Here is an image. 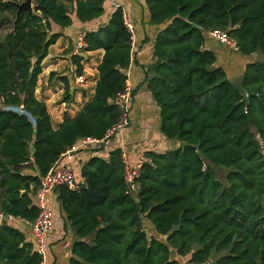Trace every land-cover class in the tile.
I'll return each mask as SVG.
<instances>
[{
	"label": "trees",
	"instance_id": "trees-1",
	"mask_svg": "<svg viewBox=\"0 0 264 264\" xmlns=\"http://www.w3.org/2000/svg\"><path fill=\"white\" fill-rule=\"evenodd\" d=\"M21 1L0 0V264H42L13 220L33 221L40 177L81 138L101 139L119 120L118 94L134 57L124 12L115 7L106 24L85 35L86 51L104 50L92 98L54 128L35 88L48 48L60 36L50 33L51 22L68 27L72 19L58 0H33V13L21 11L14 25V3ZM104 1L78 0L76 17L86 22L101 16ZM144 3L149 23L159 29L152 62L142 67L143 83L168 146L143 152L148 161L134 195L121 148L95 154L109 140L93 144L94 154L83 162L85 186L54 189L64 227L74 236L68 264H182L174 255L187 257L184 264H264V60L244 66L245 101L206 47L207 32L223 30L236 41L235 53L264 55V0ZM70 60L75 71L58 76L65 103L76 90L73 75L83 73L82 57ZM5 106H22L24 113Z\"/></svg>",
	"mask_w": 264,
	"mask_h": 264
},
{
	"label": "crops",
	"instance_id": "crops-1",
	"mask_svg": "<svg viewBox=\"0 0 264 264\" xmlns=\"http://www.w3.org/2000/svg\"><path fill=\"white\" fill-rule=\"evenodd\" d=\"M58 1L66 6L72 19V24L68 27H61L51 22L50 33H59L60 36L48 48V53L42 61V72L38 76L35 88L36 98L44 101L47 106L52 126L57 128L66 116H75L83 104L90 100L94 94L98 78L97 65L101 61L104 50H81L76 52L77 34L82 31L96 30L106 24L112 10L115 7H121L127 21L132 23L135 28V47L132 49L134 57L126 70L127 83L134 90V96L130 106L128 126L107 141L102 151L95 154L106 156L111 149L119 147L125 155L128 164L134 166L143 156L144 151L165 150L168 146V141L164 139L158 130L160 122L158 107L145 83H143L144 73L142 67H146L152 62L153 41L159 29V26L149 23V12L144 0H105L104 13L86 22H81L76 17L75 6L78 0ZM216 45H218V42L211 39L206 43V47L212 50ZM50 48L54 50L50 52ZM66 51L68 52L65 53ZM71 55H80L82 57L83 73L81 76L73 75L72 80L76 90L73 99L65 103L61 102L64 86L58 76L65 69L72 73L75 71V66L70 60ZM51 72H55L56 75L50 82L49 76ZM94 146L72 148L60 158L59 162L69 163L73 167L78 180H82L80 175L81 166L89 156L94 154ZM24 172L29 174L36 173L32 169H25ZM47 202L52 214L53 228L48 235L43 264H68L74 239L73 233L68 227H64L54 190L49 193ZM13 225L20 228L24 232L26 239L33 243V237L26 222L15 219L13 220Z\"/></svg>",
	"mask_w": 264,
	"mask_h": 264
},
{
	"label": "built area",
	"instance_id": "built-area-1",
	"mask_svg": "<svg viewBox=\"0 0 264 264\" xmlns=\"http://www.w3.org/2000/svg\"><path fill=\"white\" fill-rule=\"evenodd\" d=\"M123 18L127 31L130 34V45L133 49L135 47V28L132 23L127 21L124 13ZM86 32L87 31H82L77 34L75 44L76 52L85 50V48L87 47V43L85 41ZM207 35L209 39L226 45L231 51H238L236 41L232 39L227 34V32L223 30H210L207 32ZM131 96L132 88L126 82L123 91L118 94V103L121 108V115L119 117V120L106 129L103 138L98 139L95 137H84L80 139L78 145H76L75 147L73 146L72 148L75 149L76 147L98 144L103 140L112 139L117 133L123 131L128 126L130 106L132 101ZM20 107L5 106L3 107V109L20 112ZM70 150H68L66 153H68ZM122 161L124 163L125 181L127 183H132L134 188V181L139 174L141 165L143 164V162L148 161V158L142 156L134 166H130L125 155L122 153ZM58 186H65L70 190L77 191L81 187L85 186V181L83 180V178L82 180H78L73 167L69 163H60L59 161L45 175L40 177L34 198V203L38 208V215L33 221L26 222V224L29 226L33 237V249L37 254L41 256L42 264L44 262L43 260L47 248L48 235L53 228V219L51 210L48 206L47 197L49 193Z\"/></svg>",
	"mask_w": 264,
	"mask_h": 264
},
{
	"label": "rangeland",
	"instance_id": "rangeland-1",
	"mask_svg": "<svg viewBox=\"0 0 264 264\" xmlns=\"http://www.w3.org/2000/svg\"><path fill=\"white\" fill-rule=\"evenodd\" d=\"M6 28H10V27L7 26ZM53 50H54L53 48L49 49L50 52ZM213 50L217 56V61L215 63V66H220L225 70L228 80L240 76L247 62L253 60H264V55L261 53H254L250 56L237 54L231 51L226 45L221 43L219 44V42L218 45H216ZM145 227L147 229L148 234L152 233L151 225L148 224L146 221H145ZM174 256L178 259L180 258L182 264H184L185 260L187 259V257L182 258L178 255H174Z\"/></svg>",
	"mask_w": 264,
	"mask_h": 264
},
{
	"label": "water",
	"instance_id": "water-1",
	"mask_svg": "<svg viewBox=\"0 0 264 264\" xmlns=\"http://www.w3.org/2000/svg\"><path fill=\"white\" fill-rule=\"evenodd\" d=\"M14 5L16 6V19L14 20V25H15L16 20L18 19L19 13L21 11H27L29 14H32L34 11L33 0H22L21 2L14 3ZM229 82L232 84V86L236 90L239 91V93L243 97V99L245 101H247L248 97H247V94H246L244 87L242 86V77L237 76V77L231 78V79H229ZM23 112H24V109L21 106L20 107V113H23ZM250 126H251V129L253 130L254 126L251 122H250ZM175 143H176L175 140H171L172 148H174ZM182 144H184V143H182ZM204 160L206 161L207 164L211 165V167L214 168L216 171H218V172L221 171L218 167H216L214 164H212L211 161L207 157H204ZM126 185H127V188L130 190V192L134 195L132 183L128 182ZM1 219H2V214H0V223H1Z\"/></svg>",
	"mask_w": 264,
	"mask_h": 264
}]
</instances>
